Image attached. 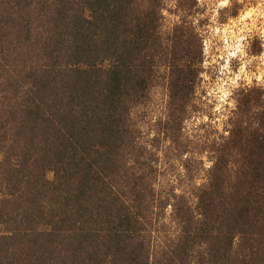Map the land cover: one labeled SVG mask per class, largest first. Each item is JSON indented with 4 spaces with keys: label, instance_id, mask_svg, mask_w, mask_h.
Masks as SVG:
<instances>
[{
    "label": "trees",
    "instance_id": "16d2710c",
    "mask_svg": "<svg viewBox=\"0 0 264 264\" xmlns=\"http://www.w3.org/2000/svg\"><path fill=\"white\" fill-rule=\"evenodd\" d=\"M197 16L0 0V264H264V90L189 128Z\"/></svg>",
    "mask_w": 264,
    "mask_h": 264
},
{
    "label": "rangeland",
    "instance_id": "374dc122",
    "mask_svg": "<svg viewBox=\"0 0 264 264\" xmlns=\"http://www.w3.org/2000/svg\"><path fill=\"white\" fill-rule=\"evenodd\" d=\"M198 8L196 24L203 48L197 92L201 114L188 125L192 129L210 124L223 132L235 108V91L255 84L264 90V0H198Z\"/></svg>",
    "mask_w": 264,
    "mask_h": 264
}]
</instances>
